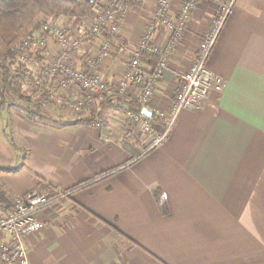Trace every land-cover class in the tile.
Masks as SVG:
<instances>
[{"label":"crops","instance_id":"1","mask_svg":"<svg viewBox=\"0 0 264 264\" xmlns=\"http://www.w3.org/2000/svg\"><path fill=\"white\" fill-rule=\"evenodd\" d=\"M121 1L129 12L98 70L109 84L128 67L159 2ZM184 1H174L173 20ZM223 2L197 0L169 60L174 73L189 70ZM96 9L86 19L51 22L89 32ZM168 37L161 26L153 42L162 47ZM101 42L90 37L82 57L94 59ZM207 67L225 82L223 91L182 111L150 152L123 99L75 112L60 103L79 97L55 87L59 102L40 117L0 108V193L12 204H0V216L30 192L53 200L39 214L43 230L26 239L31 264H264V0L236 1ZM174 73L155 84L144 117L170 114L181 86Z\"/></svg>","mask_w":264,"mask_h":264},{"label":"built area","instance_id":"2","mask_svg":"<svg viewBox=\"0 0 264 264\" xmlns=\"http://www.w3.org/2000/svg\"><path fill=\"white\" fill-rule=\"evenodd\" d=\"M174 1L159 0L156 19L147 24L137 49L129 52L128 67L120 80L113 84L105 82L98 70L110 51V38L119 34L127 17V4L121 0L99 3L95 23L89 32L70 33L48 22L21 43L17 66L21 69L24 87L27 86L44 111L58 104V87L70 89L79 97L73 103H60L62 108L75 112L96 102L123 99L131 106L126 112L127 120L149 137L146 152L159 148L167 140L182 111L197 108L211 91H223L225 82L208 69L207 63L237 0H224L210 32L197 48L193 64L183 74L174 73L169 67V60L187 30L192 13L197 9V0H185L179 17L173 20L170 11ZM161 26L169 33L162 47L153 42ZM90 37L102 40V46L94 59L81 55ZM145 60L154 64L152 70L147 71L142 67ZM79 62L83 63L82 67L78 65ZM168 72L180 78L181 86L168 116L152 113L153 117L166 120L165 128L159 130L152 119L142 115L141 110L149 107L155 84ZM130 87H138L136 96L127 94ZM52 203L53 200L38 192H30L17 199L6 215L0 216V264H31L26 239L43 230L39 214Z\"/></svg>","mask_w":264,"mask_h":264},{"label":"trees","instance_id":"3","mask_svg":"<svg viewBox=\"0 0 264 264\" xmlns=\"http://www.w3.org/2000/svg\"><path fill=\"white\" fill-rule=\"evenodd\" d=\"M104 1L112 0H0V108L7 107L14 95L24 97L21 69L17 65L14 68L22 41L54 18L86 19ZM27 114L40 117L31 110ZM152 120L164 125L159 118ZM0 204H10L2 193Z\"/></svg>","mask_w":264,"mask_h":264},{"label":"rangeland","instance_id":"4","mask_svg":"<svg viewBox=\"0 0 264 264\" xmlns=\"http://www.w3.org/2000/svg\"><path fill=\"white\" fill-rule=\"evenodd\" d=\"M101 3H108V2L104 1V2H101ZM16 65H17V63L15 64L14 68H16ZM26 87L23 86V93H24L23 99H19V97H16V95H14L13 101L7 107H11V106L12 107H16V106L18 107L19 106L21 109L23 108L24 111L25 110L26 111L31 110L33 113L36 112V113H39L40 115L41 114H45L44 111L39 106V102L37 101V99L33 96L32 93L29 92V89L26 88ZM1 161H4V160L0 156V162ZM0 166H2V162L0 163ZM2 206H3V209H5V208L10 209L12 204L2 205Z\"/></svg>","mask_w":264,"mask_h":264},{"label":"water","instance_id":"5","mask_svg":"<svg viewBox=\"0 0 264 264\" xmlns=\"http://www.w3.org/2000/svg\"><path fill=\"white\" fill-rule=\"evenodd\" d=\"M143 115H147V113H146V109L145 110H143ZM149 117H152V115H148Z\"/></svg>","mask_w":264,"mask_h":264}]
</instances>
